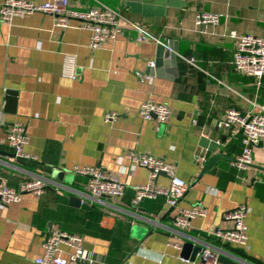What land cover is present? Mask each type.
<instances>
[{"label":"crops","instance_id":"obj_1","mask_svg":"<svg viewBox=\"0 0 264 264\" xmlns=\"http://www.w3.org/2000/svg\"><path fill=\"white\" fill-rule=\"evenodd\" d=\"M96 5L117 10L124 26L96 49L76 19L66 28L41 12L11 24L0 20V137L23 122L30 135L24 150L35 157H18L1 145L0 182L18 187L37 175L50 181L40 197L24 193L20 202L0 205V264H36L51 229L82 235L84 248L101 258L98 264H199L182 258L186 242L264 264V148L255 147L253 162L239 169L232 162L242 152V136L218 143L226 139L220 120L229 107L244 114L264 110V78L258 84L232 66L236 40L228 36L236 30L264 37V0H70L76 10ZM200 10L218 14L219 24L200 28ZM135 25H144L150 38L139 41ZM170 41L178 48L169 65L176 73L151 72L157 45ZM66 55L76 56L77 78L64 74ZM8 91L15 93V113L5 111ZM147 99L167 104L171 118L143 119L139 107ZM107 112L118 116L105 122ZM129 151L176 165L189 184L176 207L163 197L133 205L135 186L149 181V170L127 157ZM77 166L117 175L126 183L124 195L92 198ZM58 169L63 180L53 176ZM157 183L167 186L169 179L161 174ZM72 196L81 199L79 206ZM198 202L207 216L176 228L178 212ZM239 204L248 207L245 248L222 243L212 232L229 224L223 214Z\"/></svg>","mask_w":264,"mask_h":264},{"label":"built area","instance_id":"obj_2","mask_svg":"<svg viewBox=\"0 0 264 264\" xmlns=\"http://www.w3.org/2000/svg\"><path fill=\"white\" fill-rule=\"evenodd\" d=\"M47 13L55 17V26L66 28L71 19H76L80 26L90 31L89 47L100 48L105 43L114 40L124 29L121 14L108 6L96 5L85 10L71 8L70 0H4L0 6V20L11 24L17 17L33 13ZM220 22L218 14L200 10L196 15V24L200 28L205 25H217ZM138 30L139 41H145L151 34L144 25H135ZM204 31L203 29H201ZM236 40L232 66L248 76L254 77L258 84L264 78V37L254 34H240L236 30L228 33ZM195 64L194 59H188ZM64 74L70 78H77L76 56L66 55ZM139 114L145 120L166 122L172 116L171 108L165 103L147 99L139 107ZM118 116L117 112H107L104 121L109 122ZM1 120V113H0ZM221 128L225 134V141H218L219 145L227 144L234 138L242 136V152L233 160V165L239 169L245 168L253 162L255 147L264 148V110L260 112L242 113L235 107H229L220 120ZM30 135L26 124L14 122L9 125L4 136L0 137V146L6 144L13 148L18 157L35 158L28 154L24 147L29 143ZM136 164L149 170V181L146 184L135 186L133 205H138L145 198H165L169 207H176L183 197L189 184L176 172V165L166 159L147 153L129 151L126 153ZM74 172L87 178L86 189L94 199L117 198L124 195L126 183L117 175L110 174L101 166H77ZM165 175L169 179L167 186L159 185L157 178ZM49 179L44 175H37L26 180L18 187H12L0 182V205L18 203L24 193H32L36 197L42 196ZM208 210L203 202L194 204L189 209H181L175 217L174 223L180 230L191 226L192 219L205 218ZM248 207L239 204L237 207L224 212L223 217L229 223L224 228L213 230V235L222 243L234 244L245 248L248 244ZM62 245L68 246L71 251L66 252ZM221 253H214L209 246H204L194 262L199 264H221ZM102 260L94 253L84 248L83 237L80 234L70 233L60 229H51L45 237L43 253L39 255L36 264H98ZM241 264H249L241 260Z\"/></svg>","mask_w":264,"mask_h":264},{"label":"water","instance_id":"obj_3","mask_svg":"<svg viewBox=\"0 0 264 264\" xmlns=\"http://www.w3.org/2000/svg\"><path fill=\"white\" fill-rule=\"evenodd\" d=\"M177 52H178V48L176 44L174 47L171 41L168 43V45L164 42L159 43L156 48L155 61L149 70L151 72L161 75L163 73V70L167 68L168 72L176 73V68H171L169 65L174 64L175 59L177 57L176 56ZM8 94L9 95L7 97L5 111L15 113L16 112V97H14L15 93H13V91H8ZM53 176L63 180L65 176V172L58 169L53 172ZM70 200L71 203H73L75 206H79L81 203V199L78 197L72 196ZM203 249L204 246L201 244L199 245V244H194L192 242H186L182 246L181 256L186 260L196 261L198 254L201 253ZM219 261L223 264H241L240 259L238 258L236 259L234 257H227L224 254L220 255Z\"/></svg>","mask_w":264,"mask_h":264}]
</instances>
